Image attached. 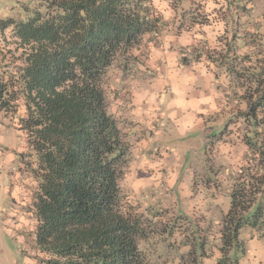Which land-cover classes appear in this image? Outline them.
<instances>
[{
  "label": "trees",
  "instance_id": "obj_1",
  "mask_svg": "<svg viewBox=\"0 0 264 264\" xmlns=\"http://www.w3.org/2000/svg\"><path fill=\"white\" fill-rule=\"evenodd\" d=\"M243 1L248 16L251 1ZM16 4L24 20L0 19V116L17 119L16 129L27 140L19 169L26 167L37 183L33 261L152 264L141 243H150L155 223L123 187L132 145L108 111L105 80L116 64L121 76L132 80L138 66L151 62L167 27L163 11L178 13L174 25L179 28L208 24L215 13L190 0ZM248 33L254 50L246 54L235 53L236 32L220 36L221 51L199 49L241 83L239 103L246 107L231 109L234 98H229L222 126L223 133L233 118L243 121L239 131L247 159L230 189L218 264H238L247 229L264 244V44Z\"/></svg>",
  "mask_w": 264,
  "mask_h": 264
},
{
  "label": "rangeland",
  "instance_id": "obj_2",
  "mask_svg": "<svg viewBox=\"0 0 264 264\" xmlns=\"http://www.w3.org/2000/svg\"><path fill=\"white\" fill-rule=\"evenodd\" d=\"M16 2L0 0L1 20H24ZM5 34L9 36L10 30ZM152 61L138 66L132 80L122 77L120 65L116 64L104 84L108 111L132 145L123 187L140 213L152 219L156 227L150 243H141V249L152 264H218L222 258L223 217L230 209V189L247 159L243 131H239L243 121L233 118L223 133L222 128H207L205 144L201 136L191 133L182 140L177 133L173 136L169 126L163 128L167 126L163 120L156 123V128L150 125L153 132L147 126L135 125L123 104L135 89L153 79V73L148 72L154 66ZM231 81L229 98L234 99L230 108L244 110L245 104L238 98L243 94L241 83L234 77ZM149 121L152 124L153 120ZM16 127L17 119L0 116V264H35L31 256L37 222L32 208L37 183L25 166L24 171L19 169V155L26 151L27 140ZM165 131L166 137L161 138L158 134ZM177 149L184 162L175 156ZM258 237L250 229L243 232L245 251L238 264H264V244Z\"/></svg>",
  "mask_w": 264,
  "mask_h": 264
},
{
  "label": "crops",
  "instance_id": "obj_3",
  "mask_svg": "<svg viewBox=\"0 0 264 264\" xmlns=\"http://www.w3.org/2000/svg\"><path fill=\"white\" fill-rule=\"evenodd\" d=\"M190 1H202L207 13H215L213 17L211 15V22L204 25L187 23L179 28L174 25L179 19L178 13L172 9L163 11L161 15L167 27L157 40L152 54L154 66L149 73H153V79L145 81L141 88L137 85L139 89H135L123 108L135 120L132 121L134 124L147 126L151 132L154 129L150 125L156 128V123L160 124L163 120L167 125L163 128L169 126L173 136L177 133L182 140V136L191 133L201 136L204 143L207 128L215 126L220 129L225 125L227 102L233 86L226 68L212 63L199 49L205 47L221 51L220 36L233 32L238 35L235 37L237 56L254 50L249 46L248 32L258 35V42L264 44V0H250L251 3L246 5L248 16L243 14V0ZM182 50L188 52L181 54ZM149 119L153 120L152 124ZM166 133L160 132L158 135L163 138ZM175 156L184 162L180 149H177ZM5 192L9 195L8 190Z\"/></svg>",
  "mask_w": 264,
  "mask_h": 264
}]
</instances>
